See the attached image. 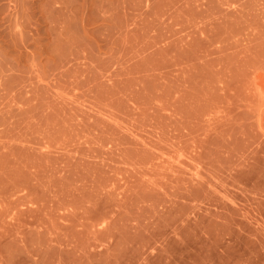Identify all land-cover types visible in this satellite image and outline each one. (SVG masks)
<instances>
[{
    "label": "rangeland",
    "instance_id": "1",
    "mask_svg": "<svg viewBox=\"0 0 264 264\" xmlns=\"http://www.w3.org/2000/svg\"><path fill=\"white\" fill-rule=\"evenodd\" d=\"M0 264H264V0H0Z\"/></svg>",
    "mask_w": 264,
    "mask_h": 264
}]
</instances>
